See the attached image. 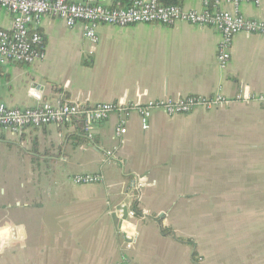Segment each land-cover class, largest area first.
Masks as SVG:
<instances>
[{
  "label": "crops",
  "instance_id": "1",
  "mask_svg": "<svg viewBox=\"0 0 264 264\" xmlns=\"http://www.w3.org/2000/svg\"><path fill=\"white\" fill-rule=\"evenodd\" d=\"M180 7L199 11L202 1ZM239 12L264 22V0ZM11 21L0 8V30ZM33 30L45 57L2 67L0 103L9 108L264 93L257 35L237 34L222 70L213 28L101 25L95 46L81 24L46 16ZM118 122L112 114L90 138L75 126L0 130V264H264V103L172 118L154 111L147 131L132 113L123 135ZM82 174L103 182L74 185ZM120 206L139 213L120 218ZM124 234L137 235L130 250Z\"/></svg>",
  "mask_w": 264,
  "mask_h": 264
},
{
  "label": "built area",
  "instance_id": "2",
  "mask_svg": "<svg viewBox=\"0 0 264 264\" xmlns=\"http://www.w3.org/2000/svg\"><path fill=\"white\" fill-rule=\"evenodd\" d=\"M95 0H0V8L11 14L10 30H0V72L2 67L19 63L32 65L44 59L43 40L33 30L41 18L49 16L60 20L67 28L82 25L83 37L95 46L98 42V26L127 27L138 24H158L172 26L184 23L193 26L208 27L217 30L220 40L216 50V61L224 70L231 59L233 38L240 33L264 37V22L249 20L241 16L239 6L248 3L259 7L262 0H201L202 9L186 11L180 6H162L157 0H136L128 9H109L94 4ZM223 3L231 11L219 10ZM90 54L93 52L90 51ZM264 103L263 94L240 91L233 97L216 93L211 97L187 96L179 99H159L149 101L142 106L122 107L113 103L79 105L70 103L42 102L35 107L18 109L9 108L0 103V130L19 134L24 129L45 126H79L83 134L90 138L95 126L107 120L112 114L119 117L117 135L125 133L126 121L132 113L139 117L143 131L150 127L154 111H160L168 118L187 116L202 110L210 112L234 103ZM74 185H94L103 182L99 174L73 176ZM115 213L122 218L134 217V210L120 206ZM124 248L130 250L137 241L136 234H124ZM122 260L125 261L124 258Z\"/></svg>",
  "mask_w": 264,
  "mask_h": 264
},
{
  "label": "trees",
  "instance_id": "3",
  "mask_svg": "<svg viewBox=\"0 0 264 264\" xmlns=\"http://www.w3.org/2000/svg\"><path fill=\"white\" fill-rule=\"evenodd\" d=\"M109 5L105 6L109 9H128L132 6L134 1L136 0H108ZM157 2L162 6H180L182 3V0H157ZM94 4L99 5L94 2ZM80 130V127L77 126ZM135 215H138V211L134 209Z\"/></svg>",
  "mask_w": 264,
  "mask_h": 264
}]
</instances>
